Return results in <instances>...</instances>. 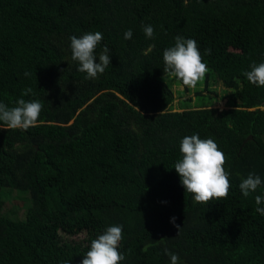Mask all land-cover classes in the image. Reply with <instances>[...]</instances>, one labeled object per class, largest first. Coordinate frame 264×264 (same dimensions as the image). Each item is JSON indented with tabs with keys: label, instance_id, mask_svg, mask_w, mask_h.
I'll list each match as a JSON object with an SVG mask.
<instances>
[{
	"label": "trees",
	"instance_id": "obj_1",
	"mask_svg": "<svg viewBox=\"0 0 264 264\" xmlns=\"http://www.w3.org/2000/svg\"><path fill=\"white\" fill-rule=\"evenodd\" d=\"M94 32L97 62L107 46L110 64L85 79L69 38ZM178 35L209 70L193 108L176 106L182 84L163 72ZM253 62H264V0H0V103L42 104L35 127H0V264H80L114 225L120 264H170L165 248L178 264H264V87L243 74ZM212 80L223 109L208 100L219 99ZM193 134L224 153L227 198L185 192L174 165ZM19 171L29 186L15 192ZM250 172L262 183L244 197Z\"/></svg>",
	"mask_w": 264,
	"mask_h": 264
},
{
	"label": "clouds",
	"instance_id": "obj_2",
	"mask_svg": "<svg viewBox=\"0 0 264 264\" xmlns=\"http://www.w3.org/2000/svg\"><path fill=\"white\" fill-rule=\"evenodd\" d=\"M144 34L152 38L154 29L151 25L144 26ZM132 31L127 30L124 38L131 39ZM71 58L79 62L78 71L86 73L85 79H95L102 74L110 64L109 49L104 46L98 56L95 55L97 45L102 41L100 32L85 33L81 37L70 38ZM205 54H210V49H205ZM163 72L170 78L180 81L182 86L196 89L208 71L203 62L197 42L194 39H185L182 36L175 37V45L163 51ZM251 70L243 74L247 80L264 87V62H253ZM30 73L25 72V76ZM32 92L31 88L23 91L22 95ZM15 107L9 108L0 103V122L7 129L27 130L35 127L41 113L42 104L38 100L25 101L18 99ZM182 158L175 165V171L179 174L180 182L185 192L191 193L195 203L207 204L212 200L227 198L230 189L229 173L225 171L226 157L218 148L217 143L211 139H201L199 134L185 136L179 146ZM259 175L249 173L242 179L239 188L244 197L255 192L261 186ZM256 205H264V195L255 196ZM256 212L264 216V207H257ZM175 224V217L171 221ZM180 226H177L179 229ZM178 234V232H177ZM123 238L122 226H109L103 234L98 235L90 244L89 250L83 255L80 264H120L125 256L118 251L120 241ZM146 251V249H145ZM164 254L170 257V264H178L179 256L164 249Z\"/></svg>",
	"mask_w": 264,
	"mask_h": 264
},
{
	"label": "rangeland",
	"instance_id": "obj_3",
	"mask_svg": "<svg viewBox=\"0 0 264 264\" xmlns=\"http://www.w3.org/2000/svg\"><path fill=\"white\" fill-rule=\"evenodd\" d=\"M208 73H209V70L207 71L205 78L197 84L195 90L188 88L189 92H186L185 88L181 85L176 84L173 86V90L175 92V97H176L175 104L177 107L178 106L181 107L182 105H185L184 107H188V108L199 106L198 104L199 101L194 96L197 91H202L205 88L204 82L206 80ZM211 84L214 85L213 88L216 90V93L219 95V99H215V97H213V99L210 98L208 100L217 101V103L214 104L215 105L214 107L216 108L223 109L227 107L228 99L220 98L226 95L225 88L222 86L221 83H216L214 80L211 81ZM207 94L209 93H206V95ZM189 98H193V102H191V105L190 103L184 104V101ZM15 176H16V181H15V184H14L15 187L13 188V190L15 192H22V191L27 190L29 186V180L27 179L26 172L19 171ZM23 212H24L23 210L18 211L20 215H23Z\"/></svg>",
	"mask_w": 264,
	"mask_h": 264
}]
</instances>
